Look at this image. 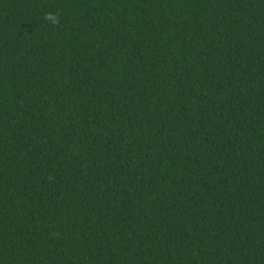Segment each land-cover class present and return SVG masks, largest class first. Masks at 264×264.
Returning <instances> with one entry per match:
<instances>
[{"label": "trees", "instance_id": "16d2710c", "mask_svg": "<svg viewBox=\"0 0 264 264\" xmlns=\"http://www.w3.org/2000/svg\"><path fill=\"white\" fill-rule=\"evenodd\" d=\"M0 264H264V0H0Z\"/></svg>", "mask_w": 264, "mask_h": 264}, {"label": "clouds", "instance_id": "9594fccd", "mask_svg": "<svg viewBox=\"0 0 264 264\" xmlns=\"http://www.w3.org/2000/svg\"><path fill=\"white\" fill-rule=\"evenodd\" d=\"M53 17H55V20L53 22L54 23H58L59 22V17H58L57 14H54V13H47V14H45L44 19L46 21H49V20H53Z\"/></svg>", "mask_w": 264, "mask_h": 264}]
</instances>
